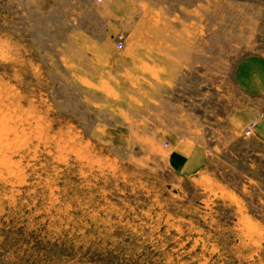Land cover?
I'll use <instances>...</instances> for the list:
<instances>
[{
    "label": "rangeland",
    "instance_id": "374dc122",
    "mask_svg": "<svg viewBox=\"0 0 264 264\" xmlns=\"http://www.w3.org/2000/svg\"><path fill=\"white\" fill-rule=\"evenodd\" d=\"M251 55L264 0H0V264H264Z\"/></svg>",
    "mask_w": 264,
    "mask_h": 264
},
{
    "label": "crops",
    "instance_id": "0c3cea01",
    "mask_svg": "<svg viewBox=\"0 0 264 264\" xmlns=\"http://www.w3.org/2000/svg\"><path fill=\"white\" fill-rule=\"evenodd\" d=\"M233 74L239 91L246 96L257 98L264 95V55H251L237 63ZM259 107L250 105L239 109L235 115V123L239 130L246 129L259 115ZM255 132L264 139V116L258 120ZM172 159L175 167L182 173L188 174L201 170L205 164L203 150L197 144L175 143L172 149Z\"/></svg>",
    "mask_w": 264,
    "mask_h": 264
},
{
    "label": "built area",
    "instance_id": "2783aa9c",
    "mask_svg": "<svg viewBox=\"0 0 264 264\" xmlns=\"http://www.w3.org/2000/svg\"><path fill=\"white\" fill-rule=\"evenodd\" d=\"M251 130H252V129L250 128V129H249V133L251 132Z\"/></svg>",
    "mask_w": 264,
    "mask_h": 264
}]
</instances>
